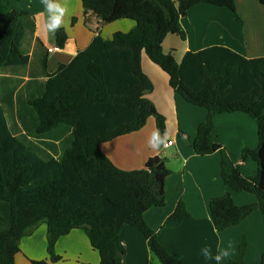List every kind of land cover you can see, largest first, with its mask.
Wrapping results in <instances>:
<instances>
[{
    "label": "trees",
    "instance_id": "obj_1",
    "mask_svg": "<svg viewBox=\"0 0 264 264\" xmlns=\"http://www.w3.org/2000/svg\"><path fill=\"white\" fill-rule=\"evenodd\" d=\"M235 2L82 0L85 24L91 13L103 25L120 19L137 25L111 39L95 36L71 62L48 74L41 96L19 97L16 111L12 94L1 98L0 199L10 204L11 215L8 220L0 217V264H16L22 238L42 223L47 225V251L53 262L61 259L56 253L58 240L82 229L99 252L101 264H123L120 232L132 225L145 235L162 264L175 263L144 218L147 210L165 205V182L171 173L165 160L153 156L142 169L123 170L101 150L103 142L140 130L152 115L158 129L165 130V117L150 110L153 82L142 69L143 54L169 75L170 85L186 101L207 109L193 142L195 152H220L224 183L257 197V202L245 205H237L230 192L213 198L210 211L216 229L237 225L257 209L264 219V56L247 58L228 47L211 46L188 51L178 62L173 51L163 48L168 34L186 39L181 18L191 7L203 3L227 7L240 21ZM260 2L264 5V0ZM28 16L24 10L0 12V69L31 63L22 48ZM55 34L57 47L64 48L70 38L67 30L62 27ZM49 52L46 49L42 55L45 70ZM233 112L246 113L257 122L259 144L243 150L244 160L250 156L258 164L254 177L241 174L213 135V117ZM29 137L46 144L49 151ZM57 142L63 145L60 153ZM191 218L180 200L169 220L180 223ZM245 250L244 241L239 257L223 264H264V254L260 262H245Z\"/></svg>",
    "mask_w": 264,
    "mask_h": 264
},
{
    "label": "crops",
    "instance_id": "obj_2",
    "mask_svg": "<svg viewBox=\"0 0 264 264\" xmlns=\"http://www.w3.org/2000/svg\"><path fill=\"white\" fill-rule=\"evenodd\" d=\"M8 4V6L5 4ZM67 7L64 28L69 40L64 48L49 52L48 67L41 66L42 55L46 49L55 47L56 34L46 30V10L42 0H0L5 11L14 9L29 12L26 18V36L22 45L25 53L31 56L28 69L6 68L0 70V100L4 94H12L17 109L18 98L32 99L42 95L48 74L55 73L62 64L71 62L74 56L89 46L95 36L111 39L116 32H129L136 27L131 19H120L114 28L103 25L89 13L85 24L82 0H62ZM240 21L227 7L212 4H198L191 7L181 18L187 31L186 39L168 34L163 42L165 52H174L181 62L188 51H200L211 46H224L247 58L264 56V5L260 0H236ZM73 18L76 22L73 24ZM72 27L82 24V29L69 31L66 21ZM77 25V26H76ZM105 29L107 35L104 34ZM142 69L153 82V90L148 98L156 112L165 117V130L157 127V119L150 116L140 130L117 137L101 144L103 153L120 169L136 170L145 167L147 160L159 156L165 160L171 173L165 182L166 202L162 207H153L145 212L148 226L157 234L159 242L177 260L174 264H216L212 259L217 246L231 244L230 256L224 262L239 257L240 245L245 241L244 261L260 262L264 254V219L260 210L253 211L241 223L219 231L211 217L210 202L217 196L230 192L237 205L257 202V197L249 192H236L229 188L221 175V153L198 155L193 147L200 123L206 120L208 111L186 101L170 85L169 75L147 55L142 56ZM13 82L10 86L7 83ZM38 83V90L35 85ZM19 85V86H18ZM15 86V87H14ZM18 86V87H17ZM21 91L20 93L18 90ZM6 114L9 110L6 107ZM17 120V119H16ZM17 123L20 125L19 121ZM213 135L233 159L242 175L254 177L258 164L252 157L243 159L245 148L254 149L259 144L257 122L243 112L222 113L213 117ZM165 131L174 143L153 150L148 145L151 134ZM60 143V142H57ZM183 200L192 218L175 223L169 220L178 202ZM2 201V202H1ZM0 199V217L8 220L11 215L10 204ZM2 203V205H1ZM0 220V231L3 225ZM123 264H162L151 251L148 239L136 226L126 225L120 232ZM47 225L37 226L33 232L22 238V252L16 256V264H32L29 259L47 260L49 264H101L99 252L91 246L84 230L74 229L61 237L56 245V253L61 259L53 262L47 251ZM209 248L210 257L203 255Z\"/></svg>",
    "mask_w": 264,
    "mask_h": 264
},
{
    "label": "clouds",
    "instance_id": "obj_3",
    "mask_svg": "<svg viewBox=\"0 0 264 264\" xmlns=\"http://www.w3.org/2000/svg\"><path fill=\"white\" fill-rule=\"evenodd\" d=\"M47 20H46V30L52 34H55L59 29L64 26V17L67 13V7L62 2V0H42ZM168 133L165 131L164 135L161 136L159 130L154 131L149 140L148 145L153 150L159 149L161 146H167ZM231 244L229 243L227 247L217 246L216 254L211 257L215 260L216 264H223L225 258L230 256ZM203 255L205 257H210L209 248H204Z\"/></svg>",
    "mask_w": 264,
    "mask_h": 264
},
{
    "label": "rangeland",
    "instance_id": "obj_4",
    "mask_svg": "<svg viewBox=\"0 0 264 264\" xmlns=\"http://www.w3.org/2000/svg\"><path fill=\"white\" fill-rule=\"evenodd\" d=\"M2 1H7V0H2ZM5 4L8 6V4L5 2ZM5 10H7V9H4L3 8V6H2V4H1V7H0V11H5ZM71 20L72 19H69L68 21H66L67 22V26H68V29H69V31H71V32H73V28H74V26L72 27V24H71ZM117 24H114V23H112V24H110V26L111 27H115ZM77 26V25H76ZM82 24H78V26H77V28H74V31L76 30V31H78V29L79 30H81L82 29ZM109 29H105V31H104V34L105 35H107V31H108ZM23 68V71H25V70H27L28 69V66H23V67H18V69H22ZM14 70L16 69V68H13ZM0 70H6V69H0ZM11 84H13V82H10V83H7V86H10L11 87ZM19 86V85H18ZM17 86V87H18ZM15 87V86H14ZM35 89L36 90H38V83H36V85H35ZM16 90H18V92L20 93V89L19 88H17ZM22 133V132H21ZM19 135H23V134H19ZM30 138V137H29ZM31 139V141H34L35 143H37L40 147H42V149H44V151H46V152H48L49 151V148L46 146V144H44V143H42L40 140H37V139H33V138H30ZM58 148H59V153L63 150V145L61 144V143H59L58 144ZM44 154V153H43ZM2 202V201H1ZM6 203V202H5ZM1 205H2V203H1ZM2 208V206H0V209Z\"/></svg>",
    "mask_w": 264,
    "mask_h": 264
},
{
    "label": "built area",
    "instance_id": "obj_5",
    "mask_svg": "<svg viewBox=\"0 0 264 264\" xmlns=\"http://www.w3.org/2000/svg\"><path fill=\"white\" fill-rule=\"evenodd\" d=\"M57 49H58V47L55 46V47L49 48L48 50L50 52H52V51L57 50ZM166 143H167V146H164V147H169V146H171L174 143V141L172 139H170V140L168 139Z\"/></svg>",
    "mask_w": 264,
    "mask_h": 264
},
{
    "label": "water",
    "instance_id": "obj_6",
    "mask_svg": "<svg viewBox=\"0 0 264 264\" xmlns=\"http://www.w3.org/2000/svg\"><path fill=\"white\" fill-rule=\"evenodd\" d=\"M150 110H151L152 113H155L156 112L155 106L153 104L151 105Z\"/></svg>",
    "mask_w": 264,
    "mask_h": 264
}]
</instances>
